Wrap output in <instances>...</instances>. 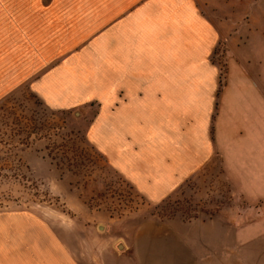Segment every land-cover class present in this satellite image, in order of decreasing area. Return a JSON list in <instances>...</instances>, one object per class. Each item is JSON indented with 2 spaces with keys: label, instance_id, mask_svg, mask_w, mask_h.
Masks as SVG:
<instances>
[{
  "label": "crops",
  "instance_id": "1",
  "mask_svg": "<svg viewBox=\"0 0 264 264\" xmlns=\"http://www.w3.org/2000/svg\"><path fill=\"white\" fill-rule=\"evenodd\" d=\"M37 8L23 21L44 25L46 37L24 38L31 46L23 57L7 51L0 95L27 83L51 109L96 104L89 138L148 201L208 172L249 190L244 208L140 224L121 243L128 264H264V93L238 70L218 93L219 32L196 0H53ZM24 217L0 218V264H63L64 254L73 264L36 218L27 246Z\"/></svg>",
  "mask_w": 264,
  "mask_h": 264
},
{
  "label": "rangeland",
  "instance_id": "2",
  "mask_svg": "<svg viewBox=\"0 0 264 264\" xmlns=\"http://www.w3.org/2000/svg\"><path fill=\"white\" fill-rule=\"evenodd\" d=\"M52 1L0 0V63L12 48L17 57L24 56L31 46L24 38L46 37L44 25L43 30L33 28L23 16ZM196 3L219 32L212 54L220 70L218 93L230 70H238L263 94L264 0ZM97 107L51 109L27 83L0 95V218L7 223L9 215H26L27 246L28 223L36 218L57 234L73 264H128V252L118 243H129L134 229L146 221L246 207L249 190L231 188L238 183L213 172L192 178L158 202L148 201L89 138ZM41 242L50 244L49 237ZM63 264H68L65 254Z\"/></svg>",
  "mask_w": 264,
  "mask_h": 264
},
{
  "label": "water",
  "instance_id": "3",
  "mask_svg": "<svg viewBox=\"0 0 264 264\" xmlns=\"http://www.w3.org/2000/svg\"><path fill=\"white\" fill-rule=\"evenodd\" d=\"M119 247H122L123 245L121 243L118 244Z\"/></svg>",
  "mask_w": 264,
  "mask_h": 264
}]
</instances>
